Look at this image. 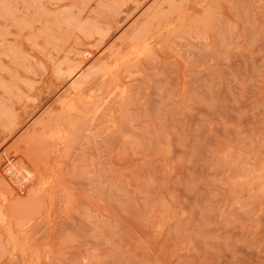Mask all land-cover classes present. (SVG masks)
Returning <instances> with one entry per match:
<instances>
[{"label":"rangeland","instance_id":"rangeland-1","mask_svg":"<svg viewBox=\"0 0 264 264\" xmlns=\"http://www.w3.org/2000/svg\"><path fill=\"white\" fill-rule=\"evenodd\" d=\"M0 264H264V0H0Z\"/></svg>","mask_w":264,"mask_h":264}]
</instances>
